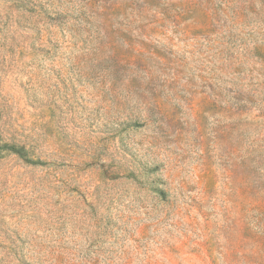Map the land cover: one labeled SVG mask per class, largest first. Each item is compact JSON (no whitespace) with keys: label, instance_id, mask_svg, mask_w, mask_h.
I'll return each mask as SVG.
<instances>
[{"label":"rangeland","instance_id":"1","mask_svg":"<svg viewBox=\"0 0 264 264\" xmlns=\"http://www.w3.org/2000/svg\"><path fill=\"white\" fill-rule=\"evenodd\" d=\"M0 264H264V0H0Z\"/></svg>","mask_w":264,"mask_h":264}]
</instances>
